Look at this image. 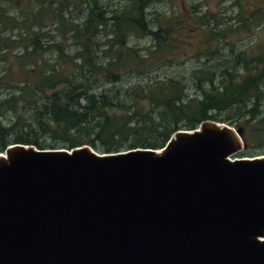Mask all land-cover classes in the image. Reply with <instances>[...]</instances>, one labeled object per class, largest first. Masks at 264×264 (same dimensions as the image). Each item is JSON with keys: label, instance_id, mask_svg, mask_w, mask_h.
<instances>
[{"label": "trees", "instance_id": "obj_1", "mask_svg": "<svg viewBox=\"0 0 264 264\" xmlns=\"http://www.w3.org/2000/svg\"><path fill=\"white\" fill-rule=\"evenodd\" d=\"M249 2L235 0L236 27L220 28V18L209 12L192 11L179 25L186 10L174 21L153 22L149 9L154 0H126L117 9L103 0H0V27L12 25L24 34L14 40L0 30L4 55L12 46L24 49L17 56L22 80L13 84L8 75L0 77V89L15 88L0 92V153L14 144L67 150L89 146L103 153L161 150L178 131L214 121L242 133L247 149L236 157H254L250 150L264 143V43L244 50L239 44L242 33L264 25V4L254 9ZM72 8L80 11V21L66 17ZM49 20L72 34L75 50L66 52L62 43L43 46L49 34L42 28ZM192 29L200 35L195 46L177 40ZM132 38H149L150 50L132 45ZM53 50L58 56L50 63L43 54ZM187 53L199 63L189 80L155 78L124 85L125 76H144L179 63ZM249 140L256 144L249 147Z\"/></svg>", "mask_w": 264, "mask_h": 264}, {"label": "water", "instance_id": "obj_2", "mask_svg": "<svg viewBox=\"0 0 264 264\" xmlns=\"http://www.w3.org/2000/svg\"><path fill=\"white\" fill-rule=\"evenodd\" d=\"M245 148L214 121L161 150L11 145L0 264H264V157Z\"/></svg>", "mask_w": 264, "mask_h": 264}, {"label": "rangeland", "instance_id": "obj_3", "mask_svg": "<svg viewBox=\"0 0 264 264\" xmlns=\"http://www.w3.org/2000/svg\"><path fill=\"white\" fill-rule=\"evenodd\" d=\"M126 0H103V3L110 9H117L118 7L125 4ZM264 4V0H252L249 2V6L254 8H258L260 5ZM4 7L7 10H12V7L5 4ZM182 19H180L177 25L182 24L184 22L183 18L186 15H190L192 11L198 15H204L205 13H213L216 14L220 18V28L222 27H229L235 26L236 18L238 17V6L235 4V0H154L152 7L149 9V18L151 20H156L157 18L163 20L165 18H170L171 21H174L177 18H180L181 15ZM13 14V11H12ZM69 21H80L81 20V13L78 9L72 8L70 13L65 14ZM236 27V26H235ZM3 28H5L3 30ZM2 32V37H7L10 39L17 40L20 36L24 35L19 28H14L12 25H8L7 27L3 24L0 27ZM43 32H47L49 35L43 38V46H47L48 44L54 43H62L66 52H68V48L71 47L72 50H75L77 47L74 45L73 40L71 38V33L63 32L60 28L58 22H54L49 20L45 23L44 27L42 28ZM195 29L188 30V32L184 35L182 33L178 34L177 40L179 42L180 38L182 37L185 42L184 44H188L189 46H195V41L198 40V34H195ZM194 34V35H192ZM204 36V35H202ZM242 41L239 44L241 50H244L246 47L248 48L251 45H256L257 43H264V25L261 27H253L250 34L242 33L241 37ZM106 40V37L102 39V42ZM132 45L138 46L143 51H149L152 41L149 38H132L131 39ZM2 46H0V77L9 76L11 78L10 83L18 84L23 75V68L19 64V57L24 52V49L21 47H14L10 48L8 52L4 55V51L2 50ZM74 52V51H73ZM191 54L192 51H191ZM44 59L48 60L50 63H53L58 53L53 50L49 51L48 53L43 54ZM181 61L179 63H168L165 66L156 68L144 76H139L136 74L125 76L124 77V85L129 83H138L139 81L142 82L148 79H155V78H185L189 80L190 71L196 68L199 63L195 58H193L190 53L182 56ZM29 69V67H28ZM14 81V82H13ZM190 94L194 93L193 87L188 84ZM15 90L12 86L8 87L7 89H0V92H12ZM11 117V115H8ZM42 141L47 142V144H53L52 141L48 137H42ZM248 146L255 145V141L249 140L247 142ZM60 146V145H56ZM59 149V148H58ZM246 148L242 151L244 152ZM254 152V157H264V143L257 147L254 150H250ZM101 152V151H99ZM241 152V153H242ZM103 153V152H102ZM245 156L244 158H254Z\"/></svg>", "mask_w": 264, "mask_h": 264}]
</instances>
